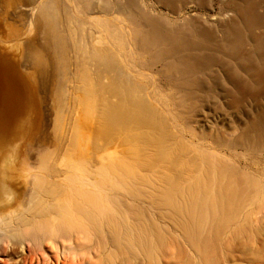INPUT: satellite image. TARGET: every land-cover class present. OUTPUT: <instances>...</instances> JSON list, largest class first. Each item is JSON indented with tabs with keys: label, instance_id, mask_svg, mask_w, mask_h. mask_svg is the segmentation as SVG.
Wrapping results in <instances>:
<instances>
[{
	"label": "bare ground",
	"instance_id": "obj_1",
	"mask_svg": "<svg viewBox=\"0 0 264 264\" xmlns=\"http://www.w3.org/2000/svg\"><path fill=\"white\" fill-rule=\"evenodd\" d=\"M162 1L0 0V264H264L246 24Z\"/></svg>",
	"mask_w": 264,
	"mask_h": 264
},
{
	"label": "rangeland",
	"instance_id": "obj_2",
	"mask_svg": "<svg viewBox=\"0 0 264 264\" xmlns=\"http://www.w3.org/2000/svg\"><path fill=\"white\" fill-rule=\"evenodd\" d=\"M143 1L149 6L151 5V8L157 11H163V13L168 14L167 16H171L169 10L163 9L162 0ZM189 1L178 0V2H181L178 9L181 10L182 15H201L207 20H212L217 24L219 23L218 25L226 23L234 17H240L241 22L246 24V27L244 25V29L239 27L240 34L243 38L240 42L241 47H235V50H245L242 52H245L246 55L233 54V63L235 65H238L240 60L246 57V73L243 74H246V88L250 90V96H246L244 105L240 103L239 107L244 112L246 110V116L249 115L250 112L254 113L256 109L258 111L262 108L264 109V92L258 96L252 97L258 90V86L249 82L250 74H256V69L264 66V0H210L200 7H195L191 3V0ZM234 74H237V72H234ZM218 106L216 105L214 107L218 108ZM196 127L197 131L201 129L198 125H196ZM222 129L225 133L224 135L232 139L234 133H231V127L224 124ZM231 152L233 158L237 160L241 166L246 168V171L264 177V151H246L244 154L241 148L236 147L232 149Z\"/></svg>",
	"mask_w": 264,
	"mask_h": 264
}]
</instances>
